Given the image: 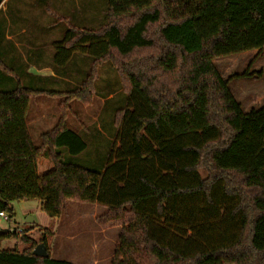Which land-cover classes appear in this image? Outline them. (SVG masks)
Returning <instances> with one entry per match:
<instances>
[{"label":"trees","instance_id":"1","mask_svg":"<svg viewBox=\"0 0 264 264\" xmlns=\"http://www.w3.org/2000/svg\"><path fill=\"white\" fill-rule=\"evenodd\" d=\"M104 20L67 25L52 43L57 68L77 53L91 58L63 93L14 82L0 58V212L11 219L12 202L36 199L57 219L68 201L100 204L98 224L120 227L111 264H264V107L244 112L229 90L261 75L249 68L264 49V0H106ZM249 50L257 53L243 72L220 75L214 60ZM106 61L128 95L113 120L119 145L104 165L83 167L74 158L87 144L67 126L69 103H90ZM43 94L63 99L35 145L26 116ZM41 156L52 163L43 174ZM16 235L29 246L0 247V264H73L47 248L35 256L24 231L0 240Z\"/></svg>","mask_w":264,"mask_h":264},{"label":"rangeland","instance_id":"2","mask_svg":"<svg viewBox=\"0 0 264 264\" xmlns=\"http://www.w3.org/2000/svg\"><path fill=\"white\" fill-rule=\"evenodd\" d=\"M105 9L106 0H6L0 7V28L5 36L0 47L22 63H25L23 57L33 53L39 55V63L50 65L51 43L61 39L65 27L74 24L81 28H97L105 22ZM256 53V50H249L216 59L214 63L220 75L227 78L243 72ZM88 57L74 54L65 67L58 68L59 76L69 80L72 87L79 86L91 66ZM249 69L260 71L261 75L234 79L229 83L231 94L240 102L244 112L264 107V49ZM64 83L61 89L65 90L70 85ZM52 99L58 104L63 98ZM127 102L128 95L121 89L113 64L110 61L100 63L90 103L71 101L72 114L66 120L67 126L78 132L87 144L86 150L74 158L76 164L98 168L107 162L112 145L115 148L119 145L117 129L113 125L114 115ZM31 138L35 145L40 143L39 137ZM86 159H95L97 163L92 165ZM39 165L43 171L44 167ZM199 173L206 176L202 169ZM37 202L36 199L14 201V216L9 221L0 217V233H19L21 229L34 239L37 246L41 244L40 230L46 228V248L52 258L66 259L73 264H111L119 244L120 227L98 224L96 217L106 212V207L68 201L62 215L52 219L40 211ZM27 217L33 222L26 221ZM27 246L29 244L21 242L19 235L0 240L1 248L22 250Z\"/></svg>","mask_w":264,"mask_h":264},{"label":"crops","instance_id":"3","mask_svg":"<svg viewBox=\"0 0 264 264\" xmlns=\"http://www.w3.org/2000/svg\"><path fill=\"white\" fill-rule=\"evenodd\" d=\"M5 1L6 0H0V7ZM3 38H5V36H3ZM53 42L54 41H52V43ZM54 53L55 50L53 47V54L51 57L52 64L50 65L39 63L37 61L39 55L33 53H30L29 56L27 55L26 58L23 57L22 59L25 61V63H22L18 57L8 55V52H6L2 46L0 47V58L10 71L6 76L12 78L14 82H19L22 86H32L36 88H43L47 91H54L55 93H63L69 89L72 84H68L71 83L69 80L59 76V69L54 65L53 62ZM64 82H66V86L70 85L69 87L65 88V90L61 89V86L65 84ZM52 98L59 99L60 97L43 94L30 99L26 116V127L30 137L38 138L41 133L50 130L58 121L60 116V101L58 104H56L55 100ZM70 104L71 102L69 103V112L67 117L72 114ZM39 164L42 165V168L44 167V170L42 169L43 171H40ZM37 169L39 174H43L46 171L52 169V163L45 157H38ZM37 203L39 205V202ZM12 205L14 208V202H12Z\"/></svg>","mask_w":264,"mask_h":264},{"label":"water","instance_id":"4","mask_svg":"<svg viewBox=\"0 0 264 264\" xmlns=\"http://www.w3.org/2000/svg\"><path fill=\"white\" fill-rule=\"evenodd\" d=\"M26 221L33 222V219L31 217H27ZM33 254L35 256H38V257H43V258H47L48 257L47 249H46V247H45V245L43 243L38 244L34 248Z\"/></svg>","mask_w":264,"mask_h":264},{"label":"built area","instance_id":"5","mask_svg":"<svg viewBox=\"0 0 264 264\" xmlns=\"http://www.w3.org/2000/svg\"><path fill=\"white\" fill-rule=\"evenodd\" d=\"M0 217L2 219L6 220V221H9L10 220V216L6 212H4V211H1L0 212ZM19 231L21 232V229H19Z\"/></svg>","mask_w":264,"mask_h":264}]
</instances>
